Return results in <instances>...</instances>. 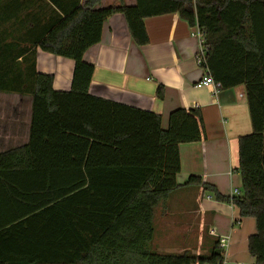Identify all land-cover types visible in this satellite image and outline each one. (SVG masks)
<instances>
[{"label": "trees", "instance_id": "trees-1", "mask_svg": "<svg viewBox=\"0 0 264 264\" xmlns=\"http://www.w3.org/2000/svg\"><path fill=\"white\" fill-rule=\"evenodd\" d=\"M118 1L96 11L77 6L32 40L6 42L0 26V92L32 97L28 143L0 153V264L223 262L218 242L208 255L151 249L154 208L178 187L179 145L204 141L206 131L197 109L172 111L164 130L156 113L89 95L94 69L83 55L115 13L139 46L148 42L144 19L178 14L201 32L214 82L244 87L252 131L238 140L241 196H223L198 177L186 185L203 184L240 219H254L248 253L264 264V0ZM37 49L74 62L69 92L37 72Z\"/></svg>", "mask_w": 264, "mask_h": 264}, {"label": "crops", "instance_id": "crops-1", "mask_svg": "<svg viewBox=\"0 0 264 264\" xmlns=\"http://www.w3.org/2000/svg\"><path fill=\"white\" fill-rule=\"evenodd\" d=\"M87 2L0 0L3 37L6 42L18 38L32 40L43 26L66 18L77 6L96 11L119 3L118 0H98L87 6ZM121 3L134 6L136 0H121ZM143 23L148 42L139 46L132 40L122 14L115 13L104 22L99 43L83 55V60L94 69L88 93L95 98L156 113L161 116L164 130L172 111H200L206 139L179 145L178 187L154 208L151 249L162 254L208 255L213 243L228 237L224 260L239 264L233 256L239 245L242 253L245 252L248 238L256 230L255 221L240 219L236 207L214 201L204 191L203 184L214 186L226 197H232L234 189L241 191L237 171L238 140L252 131L244 87L219 88L215 95L214 86H196L203 78L194 59L199 47L196 27L178 14L146 18ZM27 46L25 42L15 49ZM35 62L38 73L53 77L55 91H70L72 60L37 49ZM31 115L32 97L0 92V153L28 143ZM190 177L200 178L203 184L186 185ZM225 223L230 231L227 236H219ZM236 227H239L235 230L239 238L230 243L231 231ZM209 228L217 237L210 235ZM250 258V264H255V259Z\"/></svg>", "mask_w": 264, "mask_h": 264}, {"label": "built area", "instance_id": "built-area-1", "mask_svg": "<svg viewBox=\"0 0 264 264\" xmlns=\"http://www.w3.org/2000/svg\"><path fill=\"white\" fill-rule=\"evenodd\" d=\"M196 27V32H195V36L198 38L199 40V47L198 50L195 54V63L198 67H200V69L203 72V78L196 84L197 87H208V86H214V93L215 95H217L218 89L220 88V85L216 82H214V80L212 79V77L210 76L209 70L206 66V60H207V47L204 45V40H203V36L201 34V32L199 31V29ZM237 194H239V192L237 190H233L232 191V195L233 196H237ZM210 235L217 237L215 235V233H213L210 230ZM229 238L228 237H223L221 238V241H219V247L221 248V250L223 251V248L227 247ZM222 264H230L228 261L224 260L223 258V262Z\"/></svg>", "mask_w": 264, "mask_h": 264}, {"label": "rangeland", "instance_id": "rangeland-1", "mask_svg": "<svg viewBox=\"0 0 264 264\" xmlns=\"http://www.w3.org/2000/svg\"><path fill=\"white\" fill-rule=\"evenodd\" d=\"M206 193L207 194H210L213 197V200L215 201L214 195L212 193H209V192H206ZM239 196H241V191H239V194H237L236 197H239ZM222 228H223L222 229L223 233H221V235L219 234V236H224V235L227 236L228 233H229V231H230V226H228L225 223V225ZM205 229L208 230L207 227ZM238 229H239V227H236V228H233L234 232H233V230L231 231V235H230L231 241H230V243L233 242L234 238H239V235L235 231V230H238ZM209 230H210V228H209ZM232 232H233V234H232ZM224 253H225V248H223V251H222L223 258H224ZM233 257H234L235 261H238L239 262V264H242V263L243 264H250V260H251L250 257L251 256L248 253L247 246L245 248V252L242 253V251L240 249V245H239L238 248H237V250H236V252H235V255ZM240 262H242V263H240Z\"/></svg>", "mask_w": 264, "mask_h": 264}]
</instances>
